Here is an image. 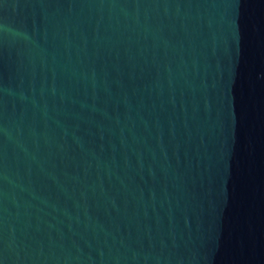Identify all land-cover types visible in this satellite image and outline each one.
<instances>
[{
  "label": "water",
  "instance_id": "1",
  "mask_svg": "<svg viewBox=\"0 0 264 264\" xmlns=\"http://www.w3.org/2000/svg\"><path fill=\"white\" fill-rule=\"evenodd\" d=\"M0 264H264V0H0Z\"/></svg>",
  "mask_w": 264,
  "mask_h": 264
}]
</instances>
